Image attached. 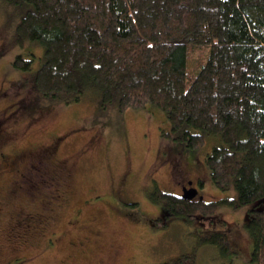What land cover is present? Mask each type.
Here are the masks:
<instances>
[{
  "label": "trees",
  "instance_id": "1",
  "mask_svg": "<svg viewBox=\"0 0 264 264\" xmlns=\"http://www.w3.org/2000/svg\"><path fill=\"white\" fill-rule=\"evenodd\" d=\"M4 1L22 12L9 19L6 48L14 43L26 55L33 44L45 48L32 75L33 104L78 102L95 88L119 113L148 104L163 110L172 129L166 137L184 149L203 148L204 134L219 137L206 164L212 183L234 194L206 200L156 186L147 195L168 213L155 227L247 208L251 262L264 264V0ZM20 52L12 65L30 70L34 54ZM196 53L203 58L191 66ZM200 241L232 250L225 233Z\"/></svg>",
  "mask_w": 264,
  "mask_h": 264
},
{
  "label": "rangeland",
  "instance_id": "2",
  "mask_svg": "<svg viewBox=\"0 0 264 264\" xmlns=\"http://www.w3.org/2000/svg\"><path fill=\"white\" fill-rule=\"evenodd\" d=\"M5 4L0 0V264H253L247 208H220L216 228L179 217L154 227L168 213L147 195L156 186L181 194L185 182L200 178L195 188L206 200L234 194L212 183L206 164L219 137L204 134L203 148L184 149L166 137L172 129L163 110L148 104L119 113L93 87L78 102L33 104L32 75L45 48L33 44L28 55L14 43L6 48L9 19L22 12ZM19 52L34 54L30 70L12 65ZM201 58L196 53L189 65ZM211 230L228 234L229 253L201 243Z\"/></svg>",
  "mask_w": 264,
  "mask_h": 264
},
{
  "label": "flooded vegetation",
  "instance_id": "3",
  "mask_svg": "<svg viewBox=\"0 0 264 264\" xmlns=\"http://www.w3.org/2000/svg\"><path fill=\"white\" fill-rule=\"evenodd\" d=\"M59 171L60 170H62V167H59V169H58ZM125 179V175L124 174H122V180L121 181H123ZM190 181V183H188ZM189 181H187V184H186V182L184 183V189L185 188H190V187H197L196 186V184L199 182V184H200V181H203V180H201L200 178L199 179H194V180H189ZM198 189V193L200 194V189L199 188H197ZM118 194H121V193H119L118 192ZM118 194H116V192L114 193V194H112L114 197L115 196H117L118 197ZM2 203V201L0 200V204ZM126 205H132L133 204V202H131V203H125ZM52 211V210H51ZM217 214H218V212L215 214V215H213V216H208V217H206V216H203V217H198V219L199 220H201V221H208V222H210V225L212 226V227H214V228H216L217 226H215L216 225V223H214L215 222V220H214V218L217 216ZM27 218V217H26ZM151 219V218H150ZM156 219H159V217H157ZM156 219H154V221H155V223H156ZM164 219V218H163ZM25 220V218H20L19 219V221H24ZM50 220V219H49ZM214 221V222H213ZM155 223H154V227H155ZM156 228V227H155ZM215 232H219V233H225V234H227L226 232H223V231H221V230H211V231H209V232H205V233H203V234H206V233H215ZM227 236H228V234H227ZM229 237V236H228ZM230 243H231V241H230ZM72 245L74 244V243H71ZM75 245V244H74ZM232 246V245H231ZM231 249H232V247H231ZM252 252H253V250H252ZM252 252H251V256L250 257H252ZM11 262V261H10ZM9 262H7L6 264H8Z\"/></svg>",
  "mask_w": 264,
  "mask_h": 264
},
{
  "label": "water",
  "instance_id": "4",
  "mask_svg": "<svg viewBox=\"0 0 264 264\" xmlns=\"http://www.w3.org/2000/svg\"><path fill=\"white\" fill-rule=\"evenodd\" d=\"M198 194V189L195 187L185 188L183 196L187 198H193Z\"/></svg>",
  "mask_w": 264,
  "mask_h": 264
}]
</instances>
